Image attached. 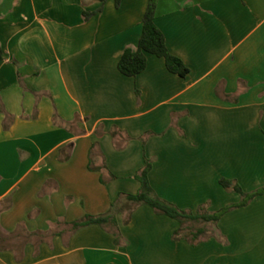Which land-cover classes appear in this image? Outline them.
Listing matches in <instances>:
<instances>
[{"label": "crops", "instance_id": "crops-1", "mask_svg": "<svg viewBox=\"0 0 264 264\" xmlns=\"http://www.w3.org/2000/svg\"><path fill=\"white\" fill-rule=\"evenodd\" d=\"M147 4L0 0V264H264V194L221 217L227 244L174 242L178 222L147 205L115 213L118 243L112 226L70 229L136 194L144 158L156 195L192 212L239 202L222 178L264 184V0H157L189 73L147 54L127 77Z\"/></svg>", "mask_w": 264, "mask_h": 264}, {"label": "trees", "instance_id": "trees-1", "mask_svg": "<svg viewBox=\"0 0 264 264\" xmlns=\"http://www.w3.org/2000/svg\"><path fill=\"white\" fill-rule=\"evenodd\" d=\"M101 1L104 2L105 0ZM114 1L118 6L120 0ZM156 7L157 0H148L137 45L134 48H126L118 60L117 69L124 76L135 77L140 74L146 67L147 54L162 58L167 70L173 74L185 77L189 73V69L183 61L172 55L167 49L165 37L155 24ZM86 16L87 14H84V17ZM2 56L3 52L0 47V60ZM151 167V160L144 158L143 168L135 174V179L140 184L136 194H120L117 201L110 206L107 214L86 216L81 220L74 221L70 224L71 231L91 224H97L103 228L112 226L113 229L110 230L115 237V243H118L121 236L116 227L115 213L126 206L129 217L137 207L147 205L156 214L165 215L178 222L179 226L172 234V241L174 242L185 240L194 246L210 238H215L217 241L227 244V240L217 226L221 217L233 209L248 205L254 198L264 194V184L256 190L245 193L235 182L222 178L219 180L220 185L226 190L238 193L242 198L240 202L228 204L215 212L207 211L206 205L199 206L196 212L183 210L156 195L148 180ZM125 222L127 223V220ZM37 235L43 234L37 233ZM13 237V234H5L0 230V250L5 249L4 244Z\"/></svg>", "mask_w": 264, "mask_h": 264}, {"label": "rangeland", "instance_id": "rangeland-1", "mask_svg": "<svg viewBox=\"0 0 264 264\" xmlns=\"http://www.w3.org/2000/svg\"><path fill=\"white\" fill-rule=\"evenodd\" d=\"M255 190H256V189H255ZM243 192H245V193H249L250 191L247 192V191L243 190ZM237 194H238V193H237ZM238 195H239V194H238ZM241 199H242V198H241V196L239 195V202L241 201ZM221 208H222V207H221ZM206 209H208L207 206H206ZM218 210H219V209H217L216 211H218Z\"/></svg>", "mask_w": 264, "mask_h": 264}]
</instances>
